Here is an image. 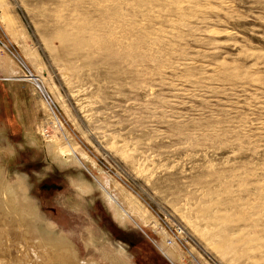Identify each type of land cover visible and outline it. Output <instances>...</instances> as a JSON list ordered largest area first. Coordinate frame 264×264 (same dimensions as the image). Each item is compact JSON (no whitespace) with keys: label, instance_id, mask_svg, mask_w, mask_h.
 <instances>
[{"label":"rangeland","instance_id":"obj_1","mask_svg":"<svg viewBox=\"0 0 264 264\" xmlns=\"http://www.w3.org/2000/svg\"><path fill=\"white\" fill-rule=\"evenodd\" d=\"M0 14V59L17 71L0 62V183L23 180L34 232L100 264H116L105 250L264 264V0H0ZM120 192L143 225L113 217L104 193ZM0 230V254L24 256Z\"/></svg>","mask_w":264,"mask_h":264},{"label":"bare ground","instance_id":"obj_2","mask_svg":"<svg viewBox=\"0 0 264 264\" xmlns=\"http://www.w3.org/2000/svg\"><path fill=\"white\" fill-rule=\"evenodd\" d=\"M0 17L2 18V14H0ZM56 41L61 42L60 39ZM85 90L86 88L83 89L81 87V89H77L76 92L78 94L79 92L80 93L82 92L85 94ZM86 97L87 96H85V98L77 97L78 103L81 102L82 107L85 108L84 110L88 108L87 106L92 101V100L91 101L89 100V97L88 98ZM48 118L49 120L51 119V122L53 124H56L54 117L49 116ZM50 147H52V150H54L52 145ZM50 147L49 149H51ZM67 159H68L67 163H72L73 160H75L73 157H71V155ZM84 162L85 164H87V161H84ZM84 162L78 160L73 163H77L83 166ZM101 173L102 172H99V178L103 180L107 188L110 191H112V189L116 190V188L112 185V183L108 182L107 180H104ZM77 185H78V190L81 193H84V194L89 193L92 190V188L89 185H86L85 182L79 183ZM104 197L106 199V204L109 210H111L113 217L117 220L118 223L124 224L125 220L127 219H131L135 223L139 222L142 225L146 222L145 218L142 217V215L137 210V208L133 205V203L127 197H125V195L122 192H120V196L118 197L119 202H117L113 197L106 195V193H104ZM27 198L28 197L26 193V186L21 178H16L15 181L13 182H7L6 180H3V181L1 180L0 209L3 212L0 214V225H1L0 229L2 227H5L6 234H15L17 231V234L21 237L23 242H25L23 246L24 256H17L16 255L17 251H15V254H12L9 251V248L12 247V245H9L8 246L9 248L8 247L6 248L5 250L6 252L5 251L1 252L0 255H3L6 258L4 259L7 262L9 261L11 262V264L13 263L16 264L17 262H20V264H100L99 262L83 261L80 258L77 248L74 247L71 243H68L64 239V237H57L56 235L52 233L34 232V229H36V227L34 226L33 221L34 219L36 221V214L38 212L35 210L36 211L35 213L33 206H31ZM122 206L124 208H122ZM6 234L2 235V237L4 238ZM158 236L160 238L158 245H160L161 250H163L166 258L171 263H176L178 261H181L179 259H180V256L181 257L183 256L182 251L173 239L171 242L169 241V238H168L169 234L166 233V231L162 229V233H158ZM1 242L0 244L2 245ZM20 252L22 253V250ZM104 252L105 253L103 255L105 258H108L107 260L113 261L116 264L124 263V260L121 259L120 257H116L114 256V254H111L108 251L106 252V250Z\"/></svg>","mask_w":264,"mask_h":264},{"label":"crops","instance_id":"obj_3","mask_svg":"<svg viewBox=\"0 0 264 264\" xmlns=\"http://www.w3.org/2000/svg\"><path fill=\"white\" fill-rule=\"evenodd\" d=\"M0 62L1 63H3L4 64V67H3V70L5 71V73H9L10 71H14L15 73H17V71H16V69L14 68V66L12 65H10V64H12V63H10V62H6V61H4V59L1 57V59H0ZM10 65L11 67H6V65Z\"/></svg>","mask_w":264,"mask_h":264}]
</instances>
